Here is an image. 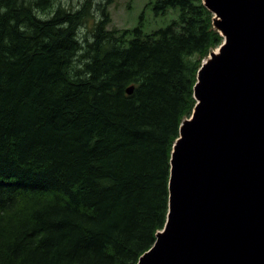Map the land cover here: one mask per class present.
I'll use <instances>...</instances> for the list:
<instances>
[{
  "label": "trees",
  "instance_id": "obj_1",
  "mask_svg": "<svg viewBox=\"0 0 264 264\" xmlns=\"http://www.w3.org/2000/svg\"><path fill=\"white\" fill-rule=\"evenodd\" d=\"M151 1L174 14L163 28L103 31L102 12L82 43L88 7L41 19L49 0H0V264H137L154 245L173 145L222 37L202 0Z\"/></svg>",
  "mask_w": 264,
  "mask_h": 264
},
{
  "label": "water",
  "instance_id": "obj_2",
  "mask_svg": "<svg viewBox=\"0 0 264 264\" xmlns=\"http://www.w3.org/2000/svg\"><path fill=\"white\" fill-rule=\"evenodd\" d=\"M203 1L223 41L197 72L166 222L138 264H264V0Z\"/></svg>",
  "mask_w": 264,
  "mask_h": 264
},
{
  "label": "rangeland",
  "instance_id": "obj_3",
  "mask_svg": "<svg viewBox=\"0 0 264 264\" xmlns=\"http://www.w3.org/2000/svg\"><path fill=\"white\" fill-rule=\"evenodd\" d=\"M29 1L26 0V2ZM107 2L108 0H49L48 3H52L49 9L44 12L41 10L33 12L38 18L46 19L51 17L57 8H62L65 12L75 13L83 7L84 9L88 7L85 22L80 25L77 34L78 40L82 43L83 40H92L91 30L94 24H96L94 28H97L100 24L103 26L100 21L102 12L108 16L107 20L104 21L107 25L103 27V31H115L116 33L122 30H131L139 25H141L143 33H151L166 26L170 18L174 17V14H167L164 17L155 16L150 7L151 0H110L108 4ZM202 3H204L203 0ZM81 18L79 16L77 23L81 21ZM213 51H216V49L211 52Z\"/></svg>",
  "mask_w": 264,
  "mask_h": 264
},
{
  "label": "bare ground",
  "instance_id": "obj_4",
  "mask_svg": "<svg viewBox=\"0 0 264 264\" xmlns=\"http://www.w3.org/2000/svg\"><path fill=\"white\" fill-rule=\"evenodd\" d=\"M217 20H219V18H217ZM215 53H216V51H215ZM151 249H149L146 253H148L149 251H150ZM143 255H141L140 257H142ZM139 260V259H138ZM137 264H138V262H137Z\"/></svg>",
  "mask_w": 264,
  "mask_h": 264
}]
</instances>
